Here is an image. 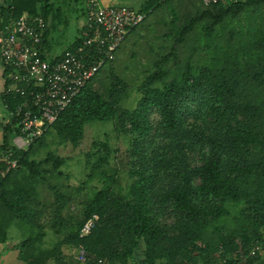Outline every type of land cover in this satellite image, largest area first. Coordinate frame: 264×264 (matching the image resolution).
<instances>
[{"label": "trees", "instance_id": "trees-1", "mask_svg": "<svg viewBox=\"0 0 264 264\" xmlns=\"http://www.w3.org/2000/svg\"><path fill=\"white\" fill-rule=\"evenodd\" d=\"M172 1L146 0L139 11L147 18ZM262 2L202 4L195 21L209 20L205 31L211 36L227 18L237 19L247 5ZM51 7L50 0H5L0 5V30L24 13L47 21ZM193 24L182 29L170 52L153 64V72L139 87L141 97L134 109L121 107L126 93L122 80L113 79L104 97L91 87L97 75L40 140L17 152L20 168L3 182L0 199L13 217L36 230L13 247L27 264H47L52 257V264H79L77 257L66 261L64 245L72 250L83 245L89 254L87 264H239L243 257H248L244 264H264V40L227 52L221 65L196 63L207 53L198 56L192 51L183 57ZM46 37L47 30L42 49ZM82 37L69 49L77 47ZM3 99L10 111L23 102L20 96ZM153 113L160 116L155 123ZM186 116H192L193 123L188 124ZM90 122H115L118 131L133 135L128 192L118 193L117 175L108 174L116 150L107 140H95L87 154L90 171L78 191L96 177L104 186L84 204L69 234L53 249L44 248L45 214L34 208L37 167L52 163L62 176L67 159L49 153L37 162L32 155L51 130L62 144L79 148ZM18 123L19 117H13L4 126L5 143L18 132ZM195 154L201 165H193ZM24 168L30 173L28 186L6 192L11 176ZM71 199L57 194L58 215ZM94 215L100 218L98 224L81 237L84 224ZM5 243L2 238L0 246ZM255 246L259 249L251 256Z\"/></svg>", "mask_w": 264, "mask_h": 264}, {"label": "rangeland", "instance_id": "rangeland-1", "mask_svg": "<svg viewBox=\"0 0 264 264\" xmlns=\"http://www.w3.org/2000/svg\"><path fill=\"white\" fill-rule=\"evenodd\" d=\"M52 3L53 10L47 20L48 38L45 56L48 60L63 54L81 38V29L85 23L81 11L83 7L77 6L74 1L52 0ZM132 6L137 8L134 4ZM202 7L200 0H175L149 14L142 25L136 28L124 42L115 60L101 70L91 83V87L106 97L112 80L116 78L122 80L126 86V93L121 107L126 110L134 109L141 97L139 87L145 81L147 74L153 72V64L170 52L182 29L193 22H195L193 29L183 45L186 47L183 57H187L192 51L194 53L197 51L198 56L202 52L207 53L205 59L203 55L204 57L198 59L196 63L200 61L212 66L221 65L226 60L227 52H235V49L253 46L256 42L264 40V2L247 5L237 19L227 18L223 24L215 28L211 36L205 31L210 25L209 20L195 21ZM227 42H231L229 46ZM208 44L212 45L206 48ZM192 108L194 109L193 105ZM159 117L158 113H153L152 122H157ZM186 118L188 124L193 123L192 116ZM132 138V134L125 135L118 131L115 122L87 123L84 141L77 149L68 143L62 144L61 138L53 130L46 134L42 148L32 155V159L39 162L49 153H53L67 160L60 169L63 172L62 176L54 170L52 163L37 167L40 176L37 178L38 194L34 208L45 214L43 223L48 235L44 240V248L53 249L69 234L75 221L81 218L84 204L94 196L97 189L104 186L100 178L96 177L78 191L82 182L87 180L90 171L87 166V154L91 152L95 140H107L116 150L108 167V174L117 175L118 193L128 192L131 183L129 169L133 160ZM1 141L3 137L0 133ZM195 155L191 157L194 160L193 165H201L199 156ZM29 176L28 168L14 173L5 186L6 192L11 194L16 189H24L28 186ZM59 193L72 198L61 216L56 212V197ZM35 232L31 225L13 217L0 199V240L6 239V243L0 246L4 248L0 252V264H27L20 257V251L13 247ZM61 251L66 256V261H74L77 257V250H72L68 245H64ZM137 256L142 258V252L139 251ZM52 263L53 257L47 264Z\"/></svg>", "mask_w": 264, "mask_h": 264}, {"label": "built area", "instance_id": "built-area-1", "mask_svg": "<svg viewBox=\"0 0 264 264\" xmlns=\"http://www.w3.org/2000/svg\"><path fill=\"white\" fill-rule=\"evenodd\" d=\"M247 0H201L208 7H226ZM146 19L141 11L120 5H103L89 0L82 42L67 49L59 60H48L43 52V37L48 23L41 15L24 13L10 20L0 30V65L9 86L5 95L20 96L23 102L15 111L5 108L10 117H19L18 132L8 143L0 142V188L6 178L20 168L18 151H26L40 140L60 115L72 104L88 83L107 65L133 29ZM100 218L94 215L86 221L81 237L88 236ZM259 246V245H258ZM259 247L252 249L255 256ZM88 251L77 249L79 264H87ZM243 257L239 264H244Z\"/></svg>", "mask_w": 264, "mask_h": 264}, {"label": "crops", "instance_id": "crops-1", "mask_svg": "<svg viewBox=\"0 0 264 264\" xmlns=\"http://www.w3.org/2000/svg\"><path fill=\"white\" fill-rule=\"evenodd\" d=\"M71 1H74L77 6H82L83 7L81 9V11L83 12L82 15L84 16L85 23H86V10H87V5H88V1L89 0H71ZM99 1H100L101 4L106 5V6H108V5H120V6H128V7L135 8V7L132 6L134 4L137 7L135 9L140 10L146 0H99ZM4 3H5V0H0V5H3ZM50 5L53 6L52 0H50ZM52 10H53V7H51V11ZM85 23L83 24L82 29H81L82 30L81 31V36L83 35ZM130 35H128V37ZM47 38H48V29H47L46 41H47ZM127 38H126V40H127ZM73 44L71 46H73ZM46 48H47V44L43 48L44 55H45V52H46ZM119 50H118V52H119ZM61 56H62V54L59 55V56H55L52 60L57 59V58H60ZM6 88H7V78L5 76V72H4L3 68L0 65V133L2 134V137L4 136L3 135L4 134V132H3L4 126L6 124H8L11 121V118H12V117L9 116L8 110L5 108V101H3L4 100L3 99V96L5 95ZM3 249H4L3 247H0V252Z\"/></svg>", "mask_w": 264, "mask_h": 264}]
</instances>
